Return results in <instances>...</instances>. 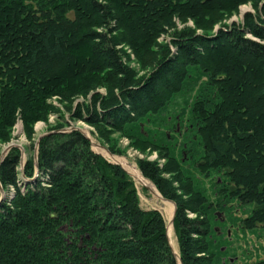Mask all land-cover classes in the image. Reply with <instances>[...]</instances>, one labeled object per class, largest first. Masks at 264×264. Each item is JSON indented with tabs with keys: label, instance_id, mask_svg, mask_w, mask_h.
I'll return each mask as SVG.
<instances>
[{
	"label": "trees",
	"instance_id": "1",
	"mask_svg": "<svg viewBox=\"0 0 264 264\" xmlns=\"http://www.w3.org/2000/svg\"><path fill=\"white\" fill-rule=\"evenodd\" d=\"M245 5L253 12L227 26ZM193 71L205 80L189 160L215 178L222 202L252 207L253 229L264 224V0H0V141L19 120L31 143L36 123L59 122L40 139L38 161L21 170L13 149L0 164V264H178L163 216L141 208L129 174L81 131L64 132L76 121L100 140L110 130L161 154L136 162L176 204L181 263L216 264L214 203L184 174L185 161L140 133Z\"/></svg>",
	"mask_w": 264,
	"mask_h": 264
},
{
	"label": "rangeland",
	"instance_id": "2",
	"mask_svg": "<svg viewBox=\"0 0 264 264\" xmlns=\"http://www.w3.org/2000/svg\"><path fill=\"white\" fill-rule=\"evenodd\" d=\"M248 12H253L252 7L250 5L242 6L239 10V15H234L231 19L225 21V24L228 26L233 23H241L244 15ZM187 26L194 28L192 22ZM183 27V25L178 23V30ZM219 28L220 25L216 26L210 34L214 35L218 32ZM201 32L198 31V33ZM130 66L134 69H139V65L133 55L131 56ZM204 80V77L198 71H193L187 87L173 100L165 114L153 119L150 118L145 123H142L140 133L147 139L157 140L159 145H168L176 158L185 161L184 168L186 171L184 174L196 180L209 200L214 203L215 214L212 225V239L213 251L217 256L216 264H258L264 260V224L257 225L253 229L247 228L246 220L250 217L252 207L238 201L222 202L218 194L217 183L214 181L215 178L213 177L214 179H211L200 175L194 160H189L188 154L193 146L186 143L188 139L192 138V135L189 134L188 126L191 121V110L194 99L203 87ZM99 92L105 94L106 90L102 88ZM52 102L55 106L60 107L65 114V108L58 103L57 98H53ZM82 102H84L83 98L76 100V103ZM65 117L70 121L67 113ZM57 123H59L57 117L53 115L49 117L47 123H36L33 126L35 134L31 143L26 136L23 121L19 120L11 129L10 141L7 143H1L0 141V157L2 158L6 151L9 153L13 149H18L21 156L19 168L22 170L30 157L33 156L37 159V148L40 138L47 134L49 126H54ZM72 128L78 129L91 140L92 149L97 154L103 156L110 163L120 165L129 174L137 189L141 208L146 211L156 210L163 216L169 243L174 253L180 255L173 219L174 214L172 215L169 206V215L166 214V209H164L165 205L163 201L168 200H165L155 188L161 196V200L156 198L151 188L149 186L145 187L146 185L143 184L141 185L135 177L139 176L143 178L137 166V159H148L154 162L160 160L161 154L150 152L149 150L144 151L141 146L134 144L129 138L121 137L120 134L111 132L110 130L104 134L105 140H100L97 130L82 121L70 122L64 129L69 132ZM109 149H112L116 153L112 154ZM142 150L144 151L143 153ZM119 152H122V154ZM161 163L164 164L166 161L162 160ZM143 179L150 186H154L149 180ZM167 215L169 217H166ZM174 245L178 248L176 252ZM177 261L178 264H182L180 257Z\"/></svg>",
	"mask_w": 264,
	"mask_h": 264
},
{
	"label": "bare ground",
	"instance_id": "3",
	"mask_svg": "<svg viewBox=\"0 0 264 264\" xmlns=\"http://www.w3.org/2000/svg\"><path fill=\"white\" fill-rule=\"evenodd\" d=\"M132 173V172H131ZM136 178H137V180L139 181V183L142 185H146L145 187H147V186H149L150 188H151V190H152V192L154 193V195L156 196V198H158L159 200H161V196L159 195V193L157 192V190L155 189V187L154 186H150L149 185V183H147L142 177H139V176H135ZM157 199V200H158ZM163 199V198H162ZM163 203H164V205H165V208L164 209H166V214H170V208H171V212H172V215H173V219H174V216H175V211H176V208L173 210V208L166 202V201H163ZM170 208H169V207ZM175 206V205H174ZM166 216V217H169V216ZM170 223H171V221H170ZM172 224H173V221H172ZM171 229V228H170ZM173 243V242H172ZM174 247H175V245H174ZM175 249V252H176V250L178 249L177 248V246L174 248ZM172 250H173V248H172ZM178 251V250H177ZM174 252V251H173ZM176 257H177V259L179 260V255H176Z\"/></svg>",
	"mask_w": 264,
	"mask_h": 264
},
{
	"label": "water",
	"instance_id": "4",
	"mask_svg": "<svg viewBox=\"0 0 264 264\" xmlns=\"http://www.w3.org/2000/svg\"><path fill=\"white\" fill-rule=\"evenodd\" d=\"M73 130H78V129H76V128H72L71 129V131H73ZM64 132H67L66 130L64 131ZM42 138V137H41ZM40 138V139H41ZM7 153H8V151H6V153L2 156V158H1V160H0V164L3 162V160H4V158L6 157V155H7ZM36 160L38 161V148H37V156H36ZM174 219H175V216H174ZM174 255L176 256V254L174 253ZM177 258V257H176Z\"/></svg>",
	"mask_w": 264,
	"mask_h": 264
},
{
	"label": "built area",
	"instance_id": "5",
	"mask_svg": "<svg viewBox=\"0 0 264 264\" xmlns=\"http://www.w3.org/2000/svg\"><path fill=\"white\" fill-rule=\"evenodd\" d=\"M13 192H14V189L13 188H10V194L12 195L13 194ZM13 196V195H12Z\"/></svg>",
	"mask_w": 264,
	"mask_h": 264
}]
</instances>
